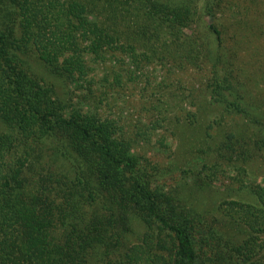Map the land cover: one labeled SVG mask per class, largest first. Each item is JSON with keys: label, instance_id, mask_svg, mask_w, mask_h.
Instances as JSON below:
<instances>
[{"label": "trees", "instance_id": "obj_1", "mask_svg": "<svg viewBox=\"0 0 264 264\" xmlns=\"http://www.w3.org/2000/svg\"><path fill=\"white\" fill-rule=\"evenodd\" d=\"M124 1L132 2L0 0V121L5 127L0 133V264H264V244L254 232L244 239L230 232L239 231L242 220L251 226L256 218L234 208L216 209L223 218L210 216L209 208L187 207L154 188L135 152L136 138L126 136L111 116L98 114L97 98L105 96L94 90L95 68L119 50L135 53L134 62L151 59L139 53L143 34L135 38L137 28L130 23L129 5L121 6ZM139 1L142 18L137 20L156 25L147 36L158 45L154 49L160 47L157 28L164 20L184 34L189 12L165 8L161 0ZM130 39L134 42L126 43ZM248 77L263 87L264 103V73L245 72L243 79ZM53 78L84 86L93 104L65 97ZM201 87V105L223 102L224 112L256 113L237 96L241 92L230 75L207 76ZM225 92L234 97L229 100ZM254 123L263 131L255 143L238 131L210 151L230 163L264 157V120ZM200 130L195 122L182 131L195 136L199 131L200 137ZM217 167L194 172L192 183L207 184L202 175L212 181ZM239 175L238 169L229 179L246 187ZM250 186L264 202V186ZM260 220L254 231L264 234V215ZM139 227L148 231L152 244L133 237ZM156 246L168 254H153Z\"/></svg>", "mask_w": 264, "mask_h": 264}, {"label": "rangeland", "instance_id": "obj_2", "mask_svg": "<svg viewBox=\"0 0 264 264\" xmlns=\"http://www.w3.org/2000/svg\"><path fill=\"white\" fill-rule=\"evenodd\" d=\"M131 1L129 4L124 1L121 6L123 9L128 5L130 7L128 19L138 32L135 38L143 34L139 53L146 52L151 59L136 58L137 62H134L135 53L119 50L106 64L95 68L94 90L105 96L101 100L97 98L98 114L111 116L126 136L136 138L135 152L142 164L150 165L143 164L154 188L162 189L163 193L170 192L176 202L186 203L187 207L199 210L207 207L213 212L210 216L223 218L222 214L216 213V209L234 208L243 216L256 218L251 226L242 220L237 227L239 231L230 229V232L241 239L254 232L264 244V234L254 231L261 224L264 202L250 190L253 184L264 186V157L254 156L251 162L238 160L230 163L218 160L215 156L217 152L210 151L213 145L238 131H243L250 143H255L261 134L262 130L254 119L264 120V114L260 113L264 109L260 89L263 87H258L249 77L243 79V76L245 72L250 76L264 73V0H161L168 4L165 8L189 12V23L181 34L179 28L170 29L167 20H164L157 28V39L161 44L156 49L154 46L158 45L150 43L147 37L156 25L148 20H137L142 18L141 5H138L141 2ZM127 42L133 43L134 39ZM184 60H189L191 66L182 67L180 64ZM31 62L36 70L44 71L41 63L33 58ZM214 75H230L233 88L241 92L237 96H241L243 103L247 102L256 113L251 117L230 114L223 111L226 107L223 102L201 105L203 81L207 76ZM53 79L65 97L72 96L73 102L87 99L93 104L82 91L86 89L84 86L80 89L78 85ZM226 96L229 100L234 97L230 93ZM199 108L205 109L204 112ZM212 120H215L214 124H211ZM195 122L202 129L200 137L199 131L198 136L194 131H182L184 125ZM4 130L0 121V133ZM214 163L218 165L215 171L217 177L211 181L202 175L207 184L192 183L194 172L204 174V167ZM238 169L241 175L236 178L243 181L247 188L240 186L238 180L229 179L237 175ZM145 231L148 232L139 227L133 237L143 244H152L149 233L145 235ZM153 254L168 253L156 246Z\"/></svg>", "mask_w": 264, "mask_h": 264}]
</instances>
